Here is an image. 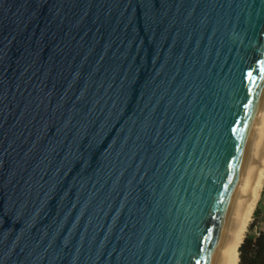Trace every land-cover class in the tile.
I'll return each mask as SVG.
<instances>
[{"label":"water","instance_id":"95a60500","mask_svg":"<svg viewBox=\"0 0 264 264\" xmlns=\"http://www.w3.org/2000/svg\"><path fill=\"white\" fill-rule=\"evenodd\" d=\"M263 88L264 0H0V264H210Z\"/></svg>","mask_w":264,"mask_h":264},{"label":"bare ground","instance_id":"6f19581e","mask_svg":"<svg viewBox=\"0 0 264 264\" xmlns=\"http://www.w3.org/2000/svg\"><path fill=\"white\" fill-rule=\"evenodd\" d=\"M264 189V88L229 194L210 264H238L246 236Z\"/></svg>","mask_w":264,"mask_h":264},{"label":"trees","instance_id":"16d2710c","mask_svg":"<svg viewBox=\"0 0 264 264\" xmlns=\"http://www.w3.org/2000/svg\"><path fill=\"white\" fill-rule=\"evenodd\" d=\"M259 209L255 211V219L249 225V233L246 234L239 248L238 264H264V227H257ZM257 229L255 234H251Z\"/></svg>","mask_w":264,"mask_h":264},{"label":"rangeland","instance_id":"374dc122","mask_svg":"<svg viewBox=\"0 0 264 264\" xmlns=\"http://www.w3.org/2000/svg\"><path fill=\"white\" fill-rule=\"evenodd\" d=\"M259 209V216H258V225L257 227H260V228H263L264 227V189H263V193H262V196L260 198V202L257 204V207L255 209V211ZM255 214V212H254ZM253 214V217H252V220L250 222V225L251 223L253 222V220L255 219V215ZM257 231V229H255L253 232H251V234H255ZM249 233V228H248V231L246 234Z\"/></svg>","mask_w":264,"mask_h":264}]
</instances>
